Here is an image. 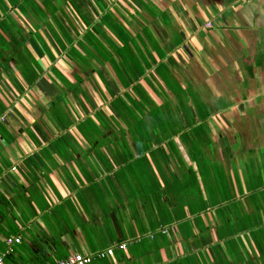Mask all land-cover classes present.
I'll return each instance as SVG.
<instances>
[{
	"label": "crops",
	"instance_id": "1",
	"mask_svg": "<svg viewBox=\"0 0 264 264\" xmlns=\"http://www.w3.org/2000/svg\"><path fill=\"white\" fill-rule=\"evenodd\" d=\"M17 236L4 264H264V0H0Z\"/></svg>",
	"mask_w": 264,
	"mask_h": 264
},
{
	"label": "built area",
	"instance_id": "2",
	"mask_svg": "<svg viewBox=\"0 0 264 264\" xmlns=\"http://www.w3.org/2000/svg\"><path fill=\"white\" fill-rule=\"evenodd\" d=\"M205 27H211L210 22H207ZM21 238L17 237H7L5 238L6 250L0 254V264H4V257L12 251V246L14 244H19ZM119 247L125 248V244H121ZM112 254V248H108L105 251L97 253L96 257L102 258L105 255L110 256ZM95 256L81 255V254H71L64 259L58 260L55 264H89Z\"/></svg>",
	"mask_w": 264,
	"mask_h": 264
}]
</instances>
